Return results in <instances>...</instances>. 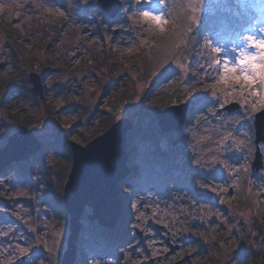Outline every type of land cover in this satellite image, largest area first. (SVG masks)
<instances>
[{"label":"rangeland","instance_id":"obj_1","mask_svg":"<svg viewBox=\"0 0 264 264\" xmlns=\"http://www.w3.org/2000/svg\"><path fill=\"white\" fill-rule=\"evenodd\" d=\"M119 1L120 11L109 18L97 12L96 0H77L86 16L80 23L77 14L65 13L70 0H64L66 10L56 0H0V148L19 130H32L42 145L62 131L70 154L66 167L47 153L41 170L31 166V184L13 168L0 172V264H60L70 235L69 216L66 211L55 216L48 203L60 194L62 200L72 161L70 143L85 145L121 118L132 120L129 131L138 121L143 134L159 132L149 138L142 134L129 138L127 133L132 176L120 184L122 214L112 232L117 238L123 231L119 242L125 243L116 245L114 239L101 238L89 242L83 229L93 231L97 222L88 220L91 209L85 208L74 264H176L184 259L182 264H249L239 258L247 252L254 255L248 254L246 260L256 257L252 264H264V239L254 228L256 223L264 226V149L263 168L255 172L251 169L253 119H248L253 114L251 104L259 106L260 98L222 71L225 60L237 58L244 36L264 35L260 31L264 19L252 18L231 37V43L215 36L205 38L220 88L208 95L206 112L189 109L190 97L175 96L171 105H188L183 130L190 132L193 125V132L172 148L177 133H163L158 127L157 109L152 108L156 97L146 101L145 108L140 103L147 90L151 96L158 95L160 76L168 67L180 73L186 84L176 83L179 90L190 85V71L180 60L183 52L173 47L176 57H169L166 50L172 53L171 45L162 48L161 43L172 33L170 7L177 4L189 14L191 0H166L164 5L159 0ZM145 11L162 13L166 23L157 27L145 21ZM29 29L35 32H26ZM197 63L193 62L195 67ZM31 72L41 77L43 99L31 94ZM161 103L160 110L170 106ZM233 103L239 109L224 110ZM139 111H153L154 124L148 116L138 118ZM197 122L200 125L195 128ZM155 137L179 164L183 152L197 155L193 162L197 177L191 178L195 186L212 193L211 201H195L189 183L182 186L171 178L174 170L167 167L171 162L163 168L151 157ZM238 140L245 143L238 144Z\"/></svg>","mask_w":264,"mask_h":264},{"label":"trees","instance_id":"obj_2","mask_svg":"<svg viewBox=\"0 0 264 264\" xmlns=\"http://www.w3.org/2000/svg\"><path fill=\"white\" fill-rule=\"evenodd\" d=\"M59 6H61L62 10H66V5H64V0H56ZM69 11L66 10L65 13L67 15H75L77 14V20L81 23L83 22L81 20L85 19V13L84 8L81 7V9L77 6V0H70ZM199 11L195 14L196 15V22L193 23L192 19L193 17H190V13L188 14V10L184 7H178L177 4L172 5L170 7L171 14L173 16V22L170 26V33L171 35L169 37H166L165 43L162 41L161 47H165L166 43H169L168 45H171L172 53H170L169 50L167 54L174 55L173 52L175 51L176 47L178 51H182L184 55V58L181 57V64H183L187 69H189V76L190 80L188 81L190 85L188 87H185V90H179L178 87H176V83L179 84L180 87L186 86L185 82L182 80V76L178 72H173L171 68L168 67V70L164 71L165 74L160 76V85L162 86V89H160V92L157 96H154L149 93L150 90H147L144 95L142 96L140 106L141 108H145L146 101H149L153 97H156L154 100L157 102L153 104L154 106L152 108L159 109L161 102H167L166 105H171L177 98L175 97L177 94L179 97L182 96L183 100H186L188 97H193V99L189 98L188 100H191V105L189 106V109H199V110H205L206 107L209 104V94L210 93H217L218 89L220 88V84L218 83L215 74L213 73L214 64H213V57L212 53H209L207 50L205 43L206 39H209L211 36L218 37L219 39H223L227 43L232 42V36L239 32L242 26L247 25L248 21H250L252 18H263L264 19V0H200V2L197 5ZM166 8L169 9V7L166 5ZM97 12L102 15V12L97 9ZM75 13V14H74ZM62 15H60L58 18L60 19ZM49 18H52L53 15H49ZM56 17V16H55ZM41 20V18H39ZM47 21V20H46ZM62 21V18L60 19ZM64 23V22H62ZM25 26V25H24ZM49 23L45 22L44 27H48ZM189 27H191V31H189ZM26 30V28L24 29ZM59 30V29H58ZM58 30H55L58 32ZM28 33L35 32V30L29 29L26 31ZM169 33V34H170ZM28 35L27 33H25ZM31 34V33H30ZM175 53V52H174ZM166 54V55H167ZM168 57V58H169ZM176 57V56H175ZM180 58V57H179ZM155 61V60H154ZM193 62H198L196 67L194 66ZM170 64L169 60L166 61V65L168 66ZM172 67V66H171ZM170 69V70H169ZM175 81V83L171 84L170 82ZM148 89H151L150 87ZM163 90L165 92H163ZM165 100V101H164ZM187 100V101H188ZM186 101V102H187ZM161 103V104H160ZM208 103V104H206ZM210 105V104H209ZM165 106V104H162V108ZM205 107V108H204ZM112 108V107H111ZM107 110V109H106ZM189 110V111H192ZM111 112V110H107ZM153 111L149 112H141L139 111L138 118H141V116L145 115L150 118V123L154 124L155 118L152 116ZM192 115L191 113L188 115V118H190ZM202 120V118L200 119ZM188 123V120L186 121ZM185 123V124H186ZM195 128L200 125L199 122L195 124ZM193 127V125H192ZM192 127L190 128V132H185L186 138L190 137L191 133L193 132ZM142 125L140 122L137 121V126L135 125L134 129L129 131L128 133L129 138L131 136H139L142 134V138H149L157 136L158 129L153 131L154 134H143ZM252 130V126H251ZM68 132V131H66ZM158 132V133H157ZM253 133V130H252ZM162 134V133H160ZM65 132L60 131L56 134V139L51 140L48 139L46 142L43 143L42 152H40L38 155L30 157L26 162L16 163L9 168H13L16 170L17 173L22 176V178L26 179L27 181L31 182L32 174L34 173L31 166H35L41 170L42 163L44 160V156L47 155V153L51 152L54 157L57 159V161H64L65 166H69L70 163V154L67 149V145L64 142L63 136H65ZM161 137V136H160ZM156 138V137H155ZM161 139V138H160ZM153 144L155 146L154 151L151 154V157L156 161L160 162V165L165 168L164 163L165 162H171V164L167 165L172 171H178L183 173L185 176L184 178L189 181V172L194 169L193 162L196 159V154L191 152L190 150H187L186 152H183V159L182 164H179L176 157H170L169 153L163 149L161 142H159L156 139L152 140ZM173 150V149H171ZM170 150V151H171ZM191 189V187H190ZM191 191V190H190ZM193 194V193H192ZM58 195V194H57ZM61 195V194H60ZM55 196V199H51L50 203H48L49 209L54 210L55 216L58 215V212H61L66 215L65 209L61 200V196ZM196 201H205L204 199L200 200L197 197ZM90 224V222H88ZM95 223H92L94 225ZM95 230H91L90 227L88 229L84 228L83 231L86 232L85 234L88 237L89 242L96 241L97 238L106 239L107 242H112V240H120L121 231L119 225L117 229H120L121 232L117 233L118 237L112 234L113 231H108L106 229L100 228L98 225H95ZM247 226V225H246ZM246 229V227H244ZM254 228L259 231V234L263 236L264 239V226H260V224H255ZM119 236L121 238H119ZM85 237V236H84ZM84 239V238H83ZM247 252V251H246ZM252 252L245 253L244 256H239L241 258L242 263L252 264V261H255L256 257H250V259L246 260V257H248V254L250 256ZM252 255H254L252 253Z\"/></svg>","mask_w":264,"mask_h":264},{"label":"water","instance_id":"obj_3","mask_svg":"<svg viewBox=\"0 0 264 264\" xmlns=\"http://www.w3.org/2000/svg\"><path fill=\"white\" fill-rule=\"evenodd\" d=\"M96 6L107 17L114 18L121 9L119 0H96ZM31 94L44 98L41 77L37 73L28 74ZM239 104L224 107L228 113L239 109ZM188 105L185 103L170 105L163 110L154 111L161 132H175L177 138L173 146L185 140L183 124ZM133 122L121 118L114 122L104 133L96 136L85 145L70 143L71 166L67 182L63 188V205L69 216L70 235L67 248L62 254L60 264H74L77 253V239L82 229L80 222L85 208L91 209L89 221L107 230L116 228L122 214V184L130 169L128 167L127 133ZM254 153L251 169L255 172L263 168L261 145L264 146V109L255 113L253 119ZM42 142L30 129L19 130L9 137L6 145L0 148V172L9 166L28 160L42 149ZM199 197L212 198V193L200 188L194 189ZM185 260V259H184ZM184 260L176 264H182Z\"/></svg>","mask_w":264,"mask_h":264},{"label":"snow or ice","instance_id":"obj_4","mask_svg":"<svg viewBox=\"0 0 264 264\" xmlns=\"http://www.w3.org/2000/svg\"><path fill=\"white\" fill-rule=\"evenodd\" d=\"M166 0H159L161 5H164ZM200 0H191L190 8L192 13V22H196V13L198 12V3ZM63 15V13H61ZM142 16L145 21L152 23L155 22V26L161 27L166 23V17L162 13H150L143 12ZM191 31V27L188 29ZM264 33V29L260 30ZM244 46L240 49V52L235 59L232 61H224V67L222 71L231 74L232 80L236 85H242L250 91V95L257 96L260 98L259 106L255 102L251 104L252 115L248 119H254L255 113L264 109V35L261 37L254 36H244ZM250 49H255L257 51H250ZM216 53L220 52V49L214 50ZM226 82V81H225ZM247 135V133H245ZM73 139H76L73 137ZM238 144H244V140H238ZM195 163H199L196 160ZM132 207L135 209L136 205L133 204ZM143 216V213L140 214ZM140 219V217H137Z\"/></svg>","mask_w":264,"mask_h":264},{"label":"bare ground","instance_id":"obj_5","mask_svg":"<svg viewBox=\"0 0 264 264\" xmlns=\"http://www.w3.org/2000/svg\"><path fill=\"white\" fill-rule=\"evenodd\" d=\"M245 26V25H244ZM243 27V26H242ZM263 149H264V146H263ZM152 190V189H151ZM128 219H130V218H128ZM119 238H121L120 236H119ZM114 243L116 244V245H122L123 243H125V242H122V241H120L119 242V240L118 241H116V240H114ZM104 264H107V263H104Z\"/></svg>","mask_w":264,"mask_h":264},{"label":"flooded vegetation","instance_id":"obj_6","mask_svg":"<svg viewBox=\"0 0 264 264\" xmlns=\"http://www.w3.org/2000/svg\"><path fill=\"white\" fill-rule=\"evenodd\" d=\"M193 186H194V184H193Z\"/></svg>","mask_w":264,"mask_h":264}]
</instances>
